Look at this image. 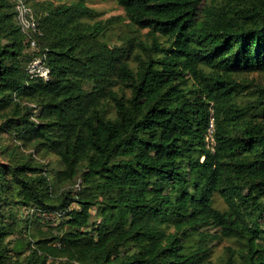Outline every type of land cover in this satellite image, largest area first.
<instances>
[{
  "label": "trees",
  "instance_id": "1",
  "mask_svg": "<svg viewBox=\"0 0 264 264\" xmlns=\"http://www.w3.org/2000/svg\"><path fill=\"white\" fill-rule=\"evenodd\" d=\"M23 1L37 47L0 0V264H264V0Z\"/></svg>",
  "mask_w": 264,
  "mask_h": 264
},
{
  "label": "built area",
  "instance_id": "2",
  "mask_svg": "<svg viewBox=\"0 0 264 264\" xmlns=\"http://www.w3.org/2000/svg\"><path fill=\"white\" fill-rule=\"evenodd\" d=\"M16 17L21 25L22 29L26 31L30 38L29 44L32 47H37V41L34 35L39 34V26L36 18L33 15L31 7L25 3L23 0H15ZM33 35V36H32ZM43 56H37L30 60L26 64V70L31 76H40L42 78H47L49 76V67L44 62ZM212 112V111H211ZM214 120L213 116L209 118V124L205 132L204 139L206 145L213 150L215 140H214ZM73 264H82L80 262H74Z\"/></svg>",
  "mask_w": 264,
  "mask_h": 264
},
{
  "label": "rangeland",
  "instance_id": "3",
  "mask_svg": "<svg viewBox=\"0 0 264 264\" xmlns=\"http://www.w3.org/2000/svg\"><path fill=\"white\" fill-rule=\"evenodd\" d=\"M204 2H205V0H203L202 3L200 4V6L198 7V12L202 8ZM87 4L89 6L95 8L99 12V16L97 17V19L107 18V17H110L112 15H117V14H120V15L124 14L122 7L120 5H118L115 0H93V1H88ZM146 31L147 30H145V29L141 30V36L144 39L146 38V36H145ZM110 39H111V43H116V44L119 43L118 42L119 40L117 39V36L115 34H112ZM0 136L2 138H5L4 143H6V144L13 145L14 142L17 143L16 138H13V140L12 139H9V140L6 139L9 136L6 132L2 133ZM21 150L24 151L25 153L34 152L32 147H22ZM35 156H36L35 159L40 161V162H43V163L48 162V164H47L48 169L52 168V170H53V169H56L59 167L58 160H57L56 156L53 155L52 153H47V155H42L41 153H38V154L36 153ZM20 212L23 216H26V214L29 213L30 211H29V209L21 208ZM45 227H47V226H43V228H45ZM48 228L53 233L57 234L61 231L62 226L61 225H53L52 227H48ZM22 232L19 231L17 233H14V235L11 236L10 238H12V237L15 238V237L23 234ZM223 245H224L223 241L219 245H217L215 247L216 252H219L222 249Z\"/></svg>",
  "mask_w": 264,
  "mask_h": 264
}]
</instances>
